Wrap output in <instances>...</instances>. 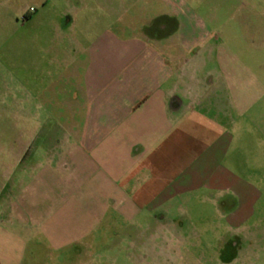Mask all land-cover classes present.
<instances>
[{
	"label": "crops",
	"instance_id": "0c3cea01",
	"mask_svg": "<svg viewBox=\"0 0 264 264\" xmlns=\"http://www.w3.org/2000/svg\"><path fill=\"white\" fill-rule=\"evenodd\" d=\"M160 6L174 31L120 26L88 44L70 73L75 135H47L28 179L0 182V264H94L85 252L103 222L172 227L209 264H264V31L261 53L214 51L193 9ZM35 136L14 149V172ZM190 204L208 213L186 231L175 221Z\"/></svg>",
	"mask_w": 264,
	"mask_h": 264
},
{
	"label": "rangeland",
	"instance_id": "374dc122",
	"mask_svg": "<svg viewBox=\"0 0 264 264\" xmlns=\"http://www.w3.org/2000/svg\"><path fill=\"white\" fill-rule=\"evenodd\" d=\"M179 3L207 24L214 51H263L251 45L264 31V0H0V182L19 175L27 180V166L41 160L47 135H75L78 110L71 99L78 82L70 73L88 44L106 29L138 28L155 13V5ZM31 135H36V147L21 173L14 172L12 153ZM179 212L175 222L188 231L196 222L189 216L208 213V208L190 204ZM103 224L85 252L94 255V264H209L202 246L180 248L172 227L156 237L137 234L135 226L116 227L114 235Z\"/></svg>",
	"mask_w": 264,
	"mask_h": 264
},
{
	"label": "flooded vegetation",
	"instance_id": "af4514ba",
	"mask_svg": "<svg viewBox=\"0 0 264 264\" xmlns=\"http://www.w3.org/2000/svg\"><path fill=\"white\" fill-rule=\"evenodd\" d=\"M171 19L163 15L149 16L148 20L137 29L139 32L150 37L163 36L171 28Z\"/></svg>",
	"mask_w": 264,
	"mask_h": 264
},
{
	"label": "trees",
	"instance_id": "16d2710c",
	"mask_svg": "<svg viewBox=\"0 0 264 264\" xmlns=\"http://www.w3.org/2000/svg\"><path fill=\"white\" fill-rule=\"evenodd\" d=\"M27 17H28V14L23 15V18H27ZM171 24L172 25H171V28H170V32L174 31L175 25H176L175 20L173 18H171Z\"/></svg>",
	"mask_w": 264,
	"mask_h": 264
},
{
	"label": "built area",
	"instance_id": "2783aa9c",
	"mask_svg": "<svg viewBox=\"0 0 264 264\" xmlns=\"http://www.w3.org/2000/svg\"><path fill=\"white\" fill-rule=\"evenodd\" d=\"M29 10H32L31 8Z\"/></svg>",
	"mask_w": 264,
	"mask_h": 264
}]
</instances>
